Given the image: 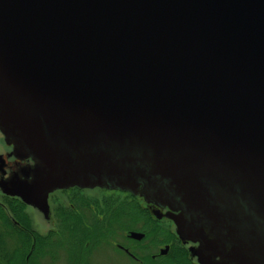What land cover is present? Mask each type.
Segmentation results:
<instances>
[{"label":"water","instance_id":"water-1","mask_svg":"<svg viewBox=\"0 0 264 264\" xmlns=\"http://www.w3.org/2000/svg\"><path fill=\"white\" fill-rule=\"evenodd\" d=\"M0 133L45 214L128 192L200 264H264V0H0Z\"/></svg>","mask_w":264,"mask_h":264},{"label":"flooded vegetation","instance_id":"flooded-vegetation-1","mask_svg":"<svg viewBox=\"0 0 264 264\" xmlns=\"http://www.w3.org/2000/svg\"><path fill=\"white\" fill-rule=\"evenodd\" d=\"M5 144V152H0V199L6 200L11 205H18L14 207L16 208L18 213H16V215L13 214L14 216L8 215V218L11 220L13 225L16 226L18 235L16 233H12V235L9 237L12 240L10 246L11 250L9 246L0 248V252L2 254V256L0 257V264H90L89 253H93L94 249L89 250L90 247L88 245L87 247L85 246V244H90V242L88 238L86 240H82V238H85V236L83 235V231L79 230L80 227H75V224L65 225L62 219H60V225L55 222L56 224L52 227L47 226L49 227V230L46 229L44 230V232L40 233L31 228L29 213L26 212L27 208L30 207V209L32 208L34 212H36L44 219L45 223L50 224L51 207L49 201L51 196H53L57 191L62 192L63 194L66 192H72L71 195L67 197L68 199L73 201L76 198L83 199L79 195L81 194V191L83 192L87 189H79L73 187L51 192L47 198L48 208L46 214L37 207L25 204L18 196L10 195L8 192L11 190V185L14 182L26 180L31 181L33 176L32 171L35 164L29 158L16 156L13 151V146L7 144L6 142ZM94 189H99L100 191H102L104 193L103 196H107L106 193L115 195L113 198L121 199V197L123 196V198H125L129 204L136 207H138L137 205L139 204V199L142 200L145 207H142V209H140V213L144 216L147 222H149V224L155 225L154 221L156 220V223L161 222L162 220H166V225H168V227H170V225L174 227V230L168 231L171 232L170 237L172 236V238H174L176 240L175 242L177 243V245L175 244L176 246L173 247L176 250H179L180 254L185 255L184 261L186 263L183 264H200L198 262L197 256L195 255L198 253L197 249L199 247V243L183 240L176 234L175 225L167 215V213L169 212V209L167 207L159 208L153 204H148L140 196H133L128 192L100 188ZM85 201L87 202L86 198ZM2 206V203H0V207ZM71 207L73 208L74 206L72 205ZM72 211L75 212V216H78L77 218L80 221L79 223L84 221L80 212L75 211L74 209ZM1 217L3 219H7L4 215ZM71 220H73V218ZM167 229L168 228L165 226L162 230ZM132 232L141 233L143 234V237L140 240L133 239L130 236V233ZM75 234H78V237H75ZM124 237L137 244L142 242V240L146 238V234L145 232L128 230L124 233ZM109 242L112 243L111 240H109ZM114 243L115 242H113V244ZM116 247L134 264L149 263L148 261L145 262L143 257H140L136 252H133L128 247H125L121 244H116ZM174 248L173 251H175ZM171 249V243L166 242L163 245H159L158 253L150 254V260H152L150 264L156 262H160L156 264H168V261L165 257L169 254ZM162 251H164V253H162ZM173 260L177 259L173 257ZM217 260L218 259L215 258L212 261L216 262Z\"/></svg>","mask_w":264,"mask_h":264},{"label":"rangeland","instance_id":"rangeland-1","mask_svg":"<svg viewBox=\"0 0 264 264\" xmlns=\"http://www.w3.org/2000/svg\"><path fill=\"white\" fill-rule=\"evenodd\" d=\"M4 141L5 140L0 133V152L2 153L5 152L4 148L6 144ZM71 193L72 192H66L63 194L62 192L57 191L53 196L50 197V224L45 223L44 219L34 212L32 208H27L26 212L29 213L31 228L41 233L46 229L49 230V227H52L56 223L60 225V219H62L65 225L75 224V227H80L79 230H82L83 235L85 236V238H82V240H86L87 238H97V240H93L95 242L92 243L89 248V250L94 249L93 253H89L90 264H134L118 250L116 244H121L130 248L140 257H143L145 262L148 261L149 263L147 264H150V262H152V260H150V254L158 253V246L163 245L166 242L171 243L172 247L169 254L165 257L168 261L167 263H186L184 261L185 255L180 254L179 250L174 248L177 245L175 242L176 240L172 238V236L170 237V231L174 230V227L171 225L168 227V225H166V220L156 223L157 220L154 221V219L153 221L156 226L149 224V222H147V220L143 215H141L139 211L142 209V207H145L142 200L139 199V204L137 205L138 207H136L129 204L126 199L123 198V196L121 199L113 198L115 195H111L110 193H106L107 196H103L104 193L99 189H87L83 192L81 191V194L79 195L84 200L81 198H76L72 201L67 197L71 195ZM85 198L87 202L85 201ZM0 203L3 205L0 207V248L9 246L11 250L10 246L12 240L9 237L12 235V233H16L17 235L18 233L16 226L13 225L11 220L8 218V215H16L18 211L14 207L18 205H11L6 200L2 199H0ZM72 205L74 206L73 208L71 207ZM73 209L80 212L82 218L84 219L83 222L79 223L80 221L77 218L78 216H75V212L72 211ZM3 215L8 220L3 219L1 217ZM72 218L73 220H71ZM165 226L168 229L162 230ZM105 227L107 228L108 234L110 236V238L105 239L107 242L102 241L101 239L99 240V234L105 230ZM128 230L145 232L146 238L142 240V242L136 244L135 242H132L124 237V233ZM75 237H78V234H75ZM109 240H111L112 243H110ZM113 242L115 243L113 244ZM87 245L89 246V244H85L86 247ZM173 248L175 251H173ZM1 256L2 254L0 252V257ZM173 257L177 260H173Z\"/></svg>","mask_w":264,"mask_h":264},{"label":"trees","instance_id":"trees-1","mask_svg":"<svg viewBox=\"0 0 264 264\" xmlns=\"http://www.w3.org/2000/svg\"><path fill=\"white\" fill-rule=\"evenodd\" d=\"M107 238H110V236L108 234L107 228H105V230L99 234V240L101 239L102 241H105V239H107ZM94 239L97 240L96 237L95 238H89V241H90L89 247L92 245V243L95 242V241H93Z\"/></svg>","mask_w":264,"mask_h":264}]
</instances>
